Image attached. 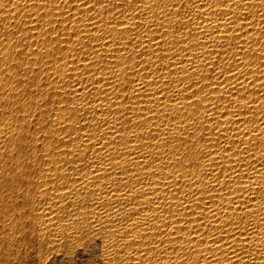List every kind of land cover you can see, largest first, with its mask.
Wrapping results in <instances>:
<instances>
[{"label":"bare ground","instance_id":"6f19581e","mask_svg":"<svg viewBox=\"0 0 264 264\" xmlns=\"http://www.w3.org/2000/svg\"><path fill=\"white\" fill-rule=\"evenodd\" d=\"M103 2L0 0V264H264V0Z\"/></svg>","mask_w":264,"mask_h":264},{"label":"rangeland","instance_id":"374dc122","mask_svg":"<svg viewBox=\"0 0 264 264\" xmlns=\"http://www.w3.org/2000/svg\"><path fill=\"white\" fill-rule=\"evenodd\" d=\"M92 243H84L85 245H80L74 248L75 250L73 249V255H68L66 253V255H64V253L61 254L54 252L47 257L43 264H101L98 257V246L95 245L94 242ZM32 261L28 264H41V262L37 263L36 257L34 258V262Z\"/></svg>","mask_w":264,"mask_h":264},{"label":"snow or ice","instance_id":"6c2138e0","mask_svg":"<svg viewBox=\"0 0 264 264\" xmlns=\"http://www.w3.org/2000/svg\"><path fill=\"white\" fill-rule=\"evenodd\" d=\"M45 2H46V0H45ZM64 2H65V4H67L68 3V0H64ZM79 2L81 3V4H83V5H85V7L86 8H93V6H90L89 5V3H87V4H85V0H79ZM237 2V0H225V7H227L230 3L231 4H235ZM95 3L97 4V5H99L100 7H102V8H107V3L106 2H103V3H98V0H95ZM227 13V12H226ZM226 13H224V14H226ZM241 23H244V21H241ZM89 25L90 26H92V27H95V25L90 21L89 22ZM86 26H88V25H86ZM123 26V25H122ZM242 31L244 30V29H241ZM237 35H239V32H237ZM75 51V50H74ZM85 56H87V53H85ZM66 67H67V65H66ZM217 67H219V65L217 66ZM221 75H223V69H221ZM93 78H95V77H93ZM206 79H208L207 77H206ZM77 84H78V81H77ZM143 87V86H142ZM209 87H212V85H209ZM88 88V85H87V83L85 84V89H87ZM200 89H201V92H203L204 91V87L203 86H200ZM90 91V90H89ZM73 93H75V89L73 90ZM228 95H229V97H231L232 99L229 101V103L231 104V103H233L235 100H236V96H233V95H231V93H228ZM189 104H191L192 103V98L191 99H189ZM204 101L202 100L201 101V103H203ZM213 106H215V105H213ZM248 107H251V105H247ZM217 111H219V109H217ZM221 126H218L217 127V131H219V128H220ZM228 153L226 152L225 153V155H227ZM233 179V177L232 176H229L228 177V179ZM216 183H219V180H217L216 181ZM248 211L249 212H252L253 210L251 209V208H248ZM253 214H255V213H253Z\"/></svg>","mask_w":264,"mask_h":264}]
</instances>
